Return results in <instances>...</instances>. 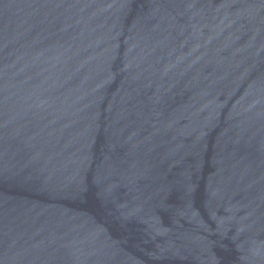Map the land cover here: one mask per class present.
Wrapping results in <instances>:
<instances>
[{"label": "water", "instance_id": "1", "mask_svg": "<svg viewBox=\"0 0 264 264\" xmlns=\"http://www.w3.org/2000/svg\"><path fill=\"white\" fill-rule=\"evenodd\" d=\"M0 264H264V0H0Z\"/></svg>", "mask_w": 264, "mask_h": 264}]
</instances>
